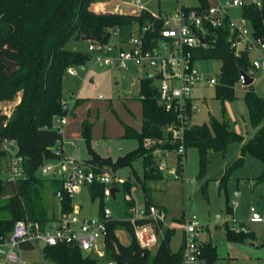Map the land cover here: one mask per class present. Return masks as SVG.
Here are the masks:
<instances>
[{
    "label": "trees",
    "instance_id": "16d2710c",
    "mask_svg": "<svg viewBox=\"0 0 264 264\" xmlns=\"http://www.w3.org/2000/svg\"><path fill=\"white\" fill-rule=\"evenodd\" d=\"M107 0H0V104L14 101L21 93V101L12 115H4L0 109V242L6 239L15 224L19 221H30L44 229L56 218H50L43 201L45 182L38 179L37 171L45 161L55 159L54 149L63 142V134L54 128L56 117L67 116L64 109L63 80L69 69L84 68L89 57L70 51L67 46L71 40L98 41L105 40V34L121 29L127 34L136 24L146 20L141 15H118L95 12L93 5ZM204 6L208 2L203 0ZM244 17L249 20L253 37L264 43V1L261 8L255 5L244 8ZM199 57L203 60L222 62V73L216 88L217 99L223 103L235 99V85L240 82V73H248L249 50L240 55L227 42V32L220 38L216 48L202 51ZM245 102L249 119L256 131L254 137L245 141L236 134L227 120L211 117L210 122L201 126L194 125L186 133V146L196 147L200 154V164L205 169L213 152L226 154L229 145H241L240 157L236 165L226 170L220 184V191H226L227 182L236 168L244 165L245 157L250 155L260 160L264 167V98L260 97L253 86L245 88ZM142 130L135 131L126 126V138H137L139 150L126 157L112 162L98 156L89 145L93 158L87 168L96 174L107 173L105 168L116 171L132 166L136 159L145 164L147 180L163 179L158 170V162L164 150L172 149L166 143L168 138L165 129L176 120L173 114L167 113L157 105V92L150 81H142ZM89 134V133H88ZM88 134L85 137H88ZM5 141H16L19 154L24 157L23 170L26 178L13 182L3 179L7 169V154L2 145ZM264 182V171L256 180ZM56 192L63 183L54 180ZM103 184L98 182L90 187L93 200L101 198L104 202ZM146 208L160 207L154 204L145 187ZM55 192V194H56ZM127 207H134L132 200ZM165 209V208H164ZM228 212L233 208L227 206ZM72 199L67 197L63 202L62 213H71ZM103 214V213H102ZM146 223L136 220L137 225ZM124 229L131 241L124 245L117 236V231ZM175 229H168L156 248L152 260V250L143 249L138 244L131 218L124 221L111 220L105 240V261L117 264H178L182 260V250L175 254L170 241ZM253 238L251 233L229 231V239L244 240ZM32 250L34 246L23 245ZM204 257L208 264L215 258L210 244L204 245ZM44 259L54 264H97L98 259L85 254L74 246L60 245L44 247Z\"/></svg>",
    "mask_w": 264,
    "mask_h": 264
},
{
    "label": "rangeland",
    "instance_id": "374dc122",
    "mask_svg": "<svg viewBox=\"0 0 264 264\" xmlns=\"http://www.w3.org/2000/svg\"><path fill=\"white\" fill-rule=\"evenodd\" d=\"M134 0H107L112 13L121 15H136L139 10L131 5ZM147 11L158 14L160 11L174 14L178 7L176 0H142ZM214 7L221 3L227 5L230 0H208ZM246 4H255L262 0H244ZM186 5H196L197 0H183ZM120 6L115 11L114 8ZM108 13V12H106ZM231 20L240 23L244 19L243 8L229 10ZM254 42V39L251 38ZM70 51L80 52L89 57V61L82 69L74 67L75 74L66 73L63 80L64 103L68 106L66 125L63 129V142L60 144L66 160L72 159L77 167H87L88 161L93 158L92 150L101 158L117 162L129 153L140 148L137 138H126V126L135 131L142 130V81L146 80L151 72L139 69L133 63L128 64L126 70H111L95 65L89 51L88 40H71L67 46ZM245 48V43L241 45ZM264 59V49L254 45L249 49V74L254 73L255 92L264 98V69L253 72L252 64ZM197 67L206 74L218 77L222 73V62L206 60L198 63ZM194 98L195 114L193 124L201 126L209 123L211 117L217 120H227L232 130L243 137L245 141L252 139L256 133L249 119V111L245 102V87L242 82L235 85V99L222 102L217 99L216 88L202 85L196 88ZM101 97V98H100ZM21 101V93L14 101H4L0 109L4 115L10 117L15 107ZM90 130L85 137V130ZM241 152V145H229L225 155L213 152L205 169L200 164V154L196 147H189L184 158L182 177L174 179L172 174L162 173L163 179L147 180L145 164L142 159H136L132 166L120 168L116 171L105 168L119 189L115 197L109 199H92L90 187L82 185L81 191L72 200V208L78 210L82 218H99L104 210L111 213L113 220L124 221L138 217L146 209L145 187L152 202L164 207L168 222L161 226L164 236L166 230L175 229L171 238L170 247L173 253H179L185 243L183 229V215L196 217L207 228L200 234V242L210 244L215 252L211 264H264V223L250 224L253 211L264 215V182L258 183L264 167L260 160L247 155L244 165L236 168L227 182L226 191H220L221 180L226 170L233 168ZM65 160V161H66ZM62 159H50L37 171L38 179L45 182L43 201L50 217L58 216L62 211L61 203L55 195L57 180L64 184L72 175V170H63L59 165ZM54 167L50 175H45L44 168ZM91 169V168H90ZM92 170V169H91ZM92 172H94L92 170ZM9 178L6 169L3 179ZM119 181V183H115ZM130 188V193L128 192ZM132 200L136 213H130L127 202ZM227 206L233 207L230 213ZM220 217V220H218ZM247 229L253 238L244 240L229 239V231L241 232ZM123 244H129L130 239L124 229L117 231ZM45 246L38 244L32 250H16L24 262L30 264H46L42 255ZM103 248H101L102 250ZM105 249V248H104ZM103 249V250H104ZM153 259L156 249L152 250ZM104 260L98 264H105Z\"/></svg>",
    "mask_w": 264,
    "mask_h": 264
},
{
    "label": "built area",
    "instance_id": "2783aa9c",
    "mask_svg": "<svg viewBox=\"0 0 264 264\" xmlns=\"http://www.w3.org/2000/svg\"><path fill=\"white\" fill-rule=\"evenodd\" d=\"M176 1L178 7L174 14L164 11L154 14L146 10L142 0H134L131 5L139 10L136 15L145 13L146 20L134 25L127 34L121 29H116L105 34L106 41H89V51L92 54L90 59L100 68L122 71L128 68L129 63H133L139 69L151 72L146 80L150 81L157 92V105L176 118L175 122L165 129L168 138L166 143L172 149L163 151L157 167L161 173L172 174L174 179L179 180L187 154L186 133L194 126L195 107L192 93L202 85L216 87L220 79V75L210 76L197 67L198 63L206 61L199 57V53L216 48L225 32L227 42L235 49L237 56L245 49H252L254 45L264 49V43L253 37L249 20L244 17L237 23L229 16L230 9L251 6L244 0H230L225 6L219 3L214 7L209 5L208 0H206L208 7L204 6L203 0H197V4L192 6L184 4L183 0ZM263 1L253 5L261 8ZM244 43L245 48L242 49L241 45ZM251 68L253 72L264 69V59L255 61ZM68 72L75 74L73 68ZM249 75L254 78V73ZM64 109L68 111L66 104ZM65 125L66 116L54 119V128L62 134ZM2 148L7 154L9 172L7 180L16 182L25 179L24 157L19 154L17 142L5 141ZM54 152L58 159L63 160L59 166L63 170H72L71 179L64 181L62 189L55 194L61 203L67 197L73 200L81 191L83 184L93 185L96 182L105 187L104 199L113 196L112 188H115V185L109 187L114 181L110 173L96 174L90 168L77 167L74 160L65 159L60 145ZM54 169L47 167L43 172L48 176ZM84 169H89V173L86 174ZM115 183L119 181L115 180ZM136 212L135 207L130 209L133 215ZM112 219L111 213L107 210L103 211L101 217L92 219L82 218L78 210H73L71 213H61L44 229L30 221H19L6 239L0 242V264H30L24 262L16 253L17 249L20 252L27 250L22 247L24 244L32 245L34 248L38 244L45 247L74 246L85 254L93 255L98 261L104 260L108 223ZM136 220H144L146 223L137 225ZM131 222L140 247L154 250L162 241L161 226L168 222L167 212L164 208L150 206L138 217H132ZM249 223H264V215L253 211ZM206 228L196 217H185L183 229L186 238L182 260L178 264H208L204 257L205 244L199 239ZM243 231L248 233L247 229ZM45 263L54 264L46 259Z\"/></svg>",
    "mask_w": 264,
    "mask_h": 264
},
{
    "label": "water",
    "instance_id": "95a60500",
    "mask_svg": "<svg viewBox=\"0 0 264 264\" xmlns=\"http://www.w3.org/2000/svg\"><path fill=\"white\" fill-rule=\"evenodd\" d=\"M240 81L242 82V84H243V86L245 88L250 87V86H252L254 84V78H252L247 72H245L243 70L240 73ZM89 132H90L89 129L88 130H85L84 134H88ZM89 171H90L89 169H84V172L86 174H88ZM70 179H71V177H70ZM127 190L130 193V188H128ZM117 192H119V189L112 188L113 197H115V195H116Z\"/></svg>",
    "mask_w": 264,
    "mask_h": 264
},
{
    "label": "crops",
    "instance_id": "0c3cea01",
    "mask_svg": "<svg viewBox=\"0 0 264 264\" xmlns=\"http://www.w3.org/2000/svg\"><path fill=\"white\" fill-rule=\"evenodd\" d=\"M111 7V4L109 3V2H99V3H96L95 5H93V7H92V10L93 11H95V12H102V13H106V12H108V13H112L111 11H109V8ZM120 8V6H116L115 8H114V10L115 11H117L118 9ZM112 14H118V15H121V13H112ZM61 213H62V211H61ZM60 213V214H61ZM60 214L58 215V216H56V215H54L53 217H50V218H58L59 216H60ZM185 217H186V215H183V217H182V219L184 220L185 219ZM127 234V233H126ZM117 236H118V233H117ZM129 236V235H128ZM129 239H130V237H129ZM121 241V240H120ZM130 241H131V239H130ZM122 242V241H121ZM123 244V243H122ZM129 244H130V242H129ZM129 244H124V245H129ZM204 244H206V243H204Z\"/></svg>",
    "mask_w": 264,
    "mask_h": 264
}]
</instances>
